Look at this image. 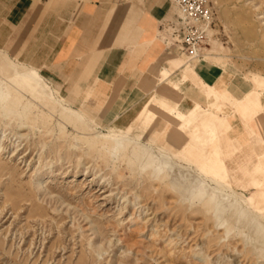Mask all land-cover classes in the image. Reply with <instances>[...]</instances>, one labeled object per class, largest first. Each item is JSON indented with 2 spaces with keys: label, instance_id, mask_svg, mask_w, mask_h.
Instances as JSON below:
<instances>
[{
  "label": "rangeland",
  "instance_id": "rangeland-1",
  "mask_svg": "<svg viewBox=\"0 0 264 264\" xmlns=\"http://www.w3.org/2000/svg\"><path fill=\"white\" fill-rule=\"evenodd\" d=\"M210 4L200 55L264 92V0ZM177 15L173 6L168 20ZM179 53L178 64L200 59ZM5 62L13 75L0 74V264H264V200L249 199L264 182L238 187L217 166L192 169L229 197L217 202L201 188L182 196L138 162L143 149L168 152L137 126L100 129L39 72L0 55Z\"/></svg>",
  "mask_w": 264,
  "mask_h": 264
},
{
  "label": "crops",
  "instance_id": "crops-1",
  "mask_svg": "<svg viewBox=\"0 0 264 264\" xmlns=\"http://www.w3.org/2000/svg\"><path fill=\"white\" fill-rule=\"evenodd\" d=\"M172 8L169 0H0V52L39 72L100 129L137 126L203 175L217 166L238 187L264 182V103L246 95L254 84L203 57L178 64L161 29ZM206 112L220 134L205 151L193 129Z\"/></svg>",
  "mask_w": 264,
  "mask_h": 264
},
{
  "label": "bare ground",
  "instance_id": "bare-ground-1",
  "mask_svg": "<svg viewBox=\"0 0 264 264\" xmlns=\"http://www.w3.org/2000/svg\"><path fill=\"white\" fill-rule=\"evenodd\" d=\"M181 54L187 55L183 52ZM0 55L8 57L4 53H1ZM186 57L187 59H196L199 57V54L195 51L194 53H192L191 55H187ZM7 64L8 63L5 62V65L3 64L0 66V74L4 78L11 77V75H13L11 73V68H9ZM20 70L21 68L19 69V71ZM19 90H21L23 93L27 92L24 88H20ZM246 95H253L255 99H260L263 95V91L252 85L251 90ZM243 109L244 107H242L241 111H238L239 116H241L242 112H244ZM193 134L195 142L206 151L211 146V144H213L215 140L219 138L220 131L217 126L215 117L210 112H206L204 118L201 119L194 127ZM117 147L118 146L115 144L111 148L110 155H115L117 153ZM259 154L261 156H264V152ZM138 162H144L145 164H154V169L151 177L154 179L158 175H163L165 173V177L167 178L169 185L175 191L179 192L182 196H195V189L201 188L205 193L211 196V199L217 200V202H219L221 196L229 197L228 195H223V193L212 189L199 175H197L194 170L184 166L183 164L177 163L173 157L160 151L143 149L142 157L138 159ZM260 169L264 171V165H262ZM182 170L187 171V173L184 174L183 172H181ZM191 175L192 178H189V176ZM259 195L261 196L260 199L264 200L263 191H261ZM254 204L255 203H252L249 200L245 199V205L249 210L254 211V209L256 208V204Z\"/></svg>",
  "mask_w": 264,
  "mask_h": 264
},
{
  "label": "built area",
  "instance_id": "built-area-1",
  "mask_svg": "<svg viewBox=\"0 0 264 264\" xmlns=\"http://www.w3.org/2000/svg\"><path fill=\"white\" fill-rule=\"evenodd\" d=\"M178 12L177 20L166 21L169 39L167 47L175 48L179 52L191 55L195 51L201 58V45L208 36L207 28L211 27L213 7L210 0H169ZM165 25H161L165 26ZM171 41L169 44L167 42Z\"/></svg>",
  "mask_w": 264,
  "mask_h": 264
}]
</instances>
